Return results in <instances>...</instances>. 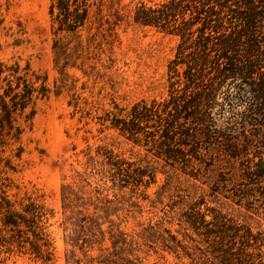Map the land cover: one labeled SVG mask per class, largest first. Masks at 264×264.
<instances>
[{
    "label": "rangeland",
    "instance_id": "rangeland-1",
    "mask_svg": "<svg viewBox=\"0 0 264 264\" xmlns=\"http://www.w3.org/2000/svg\"><path fill=\"white\" fill-rule=\"evenodd\" d=\"M50 1L0 0V59L18 60L21 66L29 63L33 70L47 75L52 89L47 98L37 102L31 122H23L19 141L0 138V194L4 191L17 211L30 201L45 207V233L53 258L44 261L27 250H9L0 234V264H67L66 255L80 262L75 264H100L96 260L103 248L111 246V233H123L144 264H218L207 251L204 236L188 228L183 217L190 205L201 199L205 201L200 205L202 211L214 208L250 227L254 234L264 231V178L250 179L251 170L264 167V99L252 92V81L243 80L231 70L218 93L220 105L214 115L222 132L218 139L231 141V157L204 165L196 177L164 168L155 158H146L143 147L98 122V117L114 110L116 104L128 107L141 99L168 95V64L180 38L133 21L140 2L153 5L160 0H97L101 13L97 14L95 8L79 39L71 42V46L81 42L83 51L77 65L82 69L68 67L66 86L58 93L55 85L60 83L61 74L54 66ZM246 1L229 2L231 41L240 16L248 10ZM255 4L257 9H264V1L255 0ZM117 15L121 20L110 30L106 20L112 24ZM254 38H242L243 44L231 51V68L247 62L249 52L252 59H264V21ZM249 42L259 45L252 50ZM211 54L214 57V52ZM229 91L230 101L226 99ZM102 150L141 165L151 161V167L156 168L155 181L147 187L119 189L108 180H100L89 158L100 163L98 153ZM235 152L237 155H232ZM79 174L90 185L81 181ZM63 184L71 185L84 199L107 205L106 210L96 212L105 235L97 234V241L89 247L80 248L70 241L72 238L81 244L82 236L80 227L65 221ZM93 211L90 205L88 213ZM211 217L208 214L207 219ZM170 235L181 245L177 246ZM165 245H175L176 250ZM261 250L264 252L263 246Z\"/></svg>",
    "mask_w": 264,
    "mask_h": 264
},
{
    "label": "trees",
    "instance_id": "trees-1",
    "mask_svg": "<svg viewBox=\"0 0 264 264\" xmlns=\"http://www.w3.org/2000/svg\"><path fill=\"white\" fill-rule=\"evenodd\" d=\"M264 1V0H259ZM230 0H160L153 5L140 2L134 9L133 21L142 26L156 27L179 36L180 41L173 59L168 64V95L150 100L141 99L128 107L115 105L98 117L104 128L114 129L120 136L141 146L146 158L151 156L163 167L196 177L204 165H212L215 159L231 157V141L218 139L222 133L217 129L215 109L220 105L218 93L232 72L243 80H251L252 92L264 99V59H252L248 53L247 62L231 68V51H237L242 38L255 41V34L261 31L264 9H257L255 0H247L248 8L240 16L239 27L235 28L231 41ZM101 2L97 0H51L49 14L55 34L53 42L54 66L61 74L56 93L66 85V69L77 65L82 56V45L78 40L80 31L90 21L94 9L101 13ZM121 18L119 15L109 23L112 30ZM103 25L100 22V27ZM67 38V40H64ZM252 50L259 44L248 43ZM214 52V57L211 53ZM264 56V51H262ZM52 92L47 75L33 70L29 63L21 66L18 60L11 62L0 59V138L19 141L24 127L36 113L39 100L47 98ZM231 98V92L226 93ZM21 147H18V155ZM236 154L237 153H232ZM101 161L89 158V165L100 180H108L112 186L125 189L147 187L156 179V168L128 161L111 150L98 153ZM222 160V159H221ZM262 167L251 170L250 179L260 181L264 178ZM85 175V174H84ZM81 181L86 178L79 174ZM90 185L89 181H86ZM95 191L99 192L98 189ZM62 208L65 221L80 227L82 243L80 248L89 247L97 241V234L104 237L100 216L97 210H106L89 198L84 199L69 184L61 189ZM107 203L111 201L105 200ZM202 199L192 203L183 217L188 228L204 236L218 264H264V231L256 234L244 224L238 223L219 210L207 207L202 211ZM94 206L93 213L88 207ZM209 212V213H208ZM48 211L41 204L30 201L21 211L13 208V203L5 192L0 194V234L8 249L17 247L34 253L44 261H51L53 253L51 242L45 233ZM211 214V219H207ZM172 241L180 246L179 240L170 235ZM78 240V239H76ZM80 240V239H79ZM104 239H100L103 242ZM110 247L103 248L96 260L100 264H144L134 253L132 244L126 241L123 233L110 234ZM29 245V247H27ZM176 250L175 245H165ZM87 255V254H85ZM94 261L91 258L90 263ZM67 264L80 263L73 256L66 255ZM213 264V263H212Z\"/></svg>",
    "mask_w": 264,
    "mask_h": 264
}]
</instances>
